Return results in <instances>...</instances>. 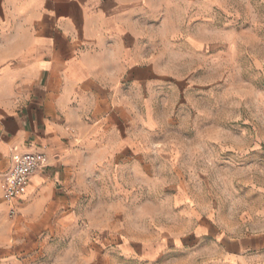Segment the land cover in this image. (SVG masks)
<instances>
[{"label":"rangeland","instance_id":"obj_1","mask_svg":"<svg viewBox=\"0 0 264 264\" xmlns=\"http://www.w3.org/2000/svg\"><path fill=\"white\" fill-rule=\"evenodd\" d=\"M123 2L153 77L45 216L0 219V264H264V0Z\"/></svg>","mask_w":264,"mask_h":264},{"label":"crops","instance_id":"obj_2","mask_svg":"<svg viewBox=\"0 0 264 264\" xmlns=\"http://www.w3.org/2000/svg\"><path fill=\"white\" fill-rule=\"evenodd\" d=\"M136 8L123 0H0V219L11 216L5 189L15 153L47 157L13 205V218L36 221L68 187L86 121L119 124L132 91L153 77V63L138 60ZM257 246L245 238L227 250Z\"/></svg>","mask_w":264,"mask_h":264},{"label":"built area","instance_id":"obj_3","mask_svg":"<svg viewBox=\"0 0 264 264\" xmlns=\"http://www.w3.org/2000/svg\"><path fill=\"white\" fill-rule=\"evenodd\" d=\"M47 168V157L40 152L15 153L12 167L7 175L5 198L12 205L11 216L15 215L14 202L20 198L29 181Z\"/></svg>","mask_w":264,"mask_h":264}]
</instances>
